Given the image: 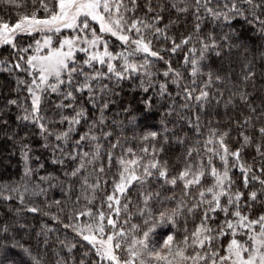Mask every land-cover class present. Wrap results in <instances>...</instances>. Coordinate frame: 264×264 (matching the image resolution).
Here are the masks:
<instances>
[{
	"label": "snow or ice",
	"instance_id": "snow-or-ice-1",
	"mask_svg": "<svg viewBox=\"0 0 264 264\" xmlns=\"http://www.w3.org/2000/svg\"><path fill=\"white\" fill-rule=\"evenodd\" d=\"M0 5V72L30 100L0 104L25 164L0 186V264H264V0Z\"/></svg>",
	"mask_w": 264,
	"mask_h": 264
},
{
	"label": "trees",
	"instance_id": "trees-1",
	"mask_svg": "<svg viewBox=\"0 0 264 264\" xmlns=\"http://www.w3.org/2000/svg\"><path fill=\"white\" fill-rule=\"evenodd\" d=\"M18 2L20 3H24L25 0H18ZM27 4L29 5V11L31 9V4H32V0H26ZM19 12H23L24 8H20L18 10ZM0 17L8 20L10 19L11 21H15L17 19V10H13V9H8L6 10L5 7L3 5H0ZM189 23H191V18L189 17ZM179 28L181 30L184 29V23L183 20L181 21ZM177 36H179V31H177ZM30 39V38H25ZM8 55V51L5 49H0V59H4L5 57H7ZM213 60H215V58H213ZM183 62V53H178L177 56L172 58V63L174 67H179ZM163 67V65H162ZM240 68L239 66L236 67L235 71L239 72ZM21 78H23V73L20 74ZM160 79L162 80L163 78L160 77ZM16 79L14 78V76H10L8 73L5 72H0V104H2L5 100V98L7 97H11V98H19L21 103H26L29 107H30V100H25V97L27 96V93L25 91H21V92H17L16 90ZM174 89H173V95H174ZM213 91H215L213 89ZM227 97V93L225 95V98ZM57 98L55 96H53L51 98L50 101H46L44 107L45 110L49 113V115H51L53 109V104L52 102L55 101ZM18 110L14 109L13 112L11 113V119H12V124L13 127L15 128V115L16 112ZM213 108H209L208 110V114L204 117L205 121H207V119L213 115ZM231 113V110H229ZM218 113H219V117L221 118V120L224 119V108L221 105L220 108L218 109ZM223 126V125H221ZM169 127H172V125L170 124ZM21 128L23 129V131L21 132V135H24L26 132L28 134V138H27V143L29 144L31 150H32V154L36 155V154H40L43 158L42 162L46 163V168L47 171L41 169L39 172V175H48L49 173H51L52 175H58L60 173L57 172V169L59 168L58 165H52L51 164V152L48 150H44L41 147V141L38 135H33L32 132L36 131L38 132V129L33 130L32 126H28L27 129H24V126L21 125ZM233 135H235V133H233ZM230 144H232L233 146H235V141L230 140L229 141ZM169 155H171V153H169ZM250 159V155L248 157ZM33 166H35V161L32 162ZM24 168H25V164L24 161L21 158V141H17L15 143H13L12 141H8L5 136L0 133V186L6 185V184H10V183H17V182H21L22 179L24 178ZM37 178H32V183H36ZM24 182H27L26 180ZM57 195H59V193H56ZM102 195V193H101ZM41 200L43 198H38ZM99 206V202L97 201V207ZM3 215V211L0 210V216ZM30 217V214H28ZM51 223L50 221L47 220L46 217H36L35 220L29 218L27 220V223L32 224L34 227H36V230H39L38 225L40 223ZM60 232L61 234H63L64 230L61 227L60 228ZM68 235L71 237V233H68ZM23 243L25 244V246H32L33 252L35 253L36 251V241L34 239V233H33V239H28L27 237L24 238ZM14 252L16 250H13ZM50 257H52V253L51 251L49 252L48 255H46L44 258L45 260H48ZM19 258V257H18ZM26 259V258H25Z\"/></svg>",
	"mask_w": 264,
	"mask_h": 264
}]
</instances>
